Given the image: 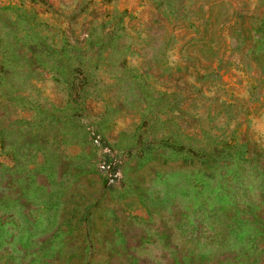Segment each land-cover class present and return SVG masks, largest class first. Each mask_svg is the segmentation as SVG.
<instances>
[{"label":"rangeland","instance_id":"rangeland-1","mask_svg":"<svg viewBox=\"0 0 264 264\" xmlns=\"http://www.w3.org/2000/svg\"><path fill=\"white\" fill-rule=\"evenodd\" d=\"M0 264H264V0H0Z\"/></svg>","mask_w":264,"mask_h":264}]
</instances>
